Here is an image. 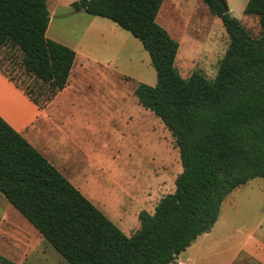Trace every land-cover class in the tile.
Instances as JSON below:
<instances>
[{
	"label": "trees",
	"instance_id": "obj_1",
	"mask_svg": "<svg viewBox=\"0 0 264 264\" xmlns=\"http://www.w3.org/2000/svg\"><path fill=\"white\" fill-rule=\"evenodd\" d=\"M164 1L72 4L142 43L157 84L140 83L135 95L179 149L182 172L175 191L153 213H139L134 234L127 236L0 116V194L70 264H173L212 230L233 191L264 180V0H248L244 9L258 18V36L215 0H202L229 37L214 81L179 73L180 44L157 22ZM50 22L48 0H0V52L21 54L35 83L24 92L41 108L66 87L76 58L72 48L47 37ZM0 264L17 263L0 254Z\"/></svg>",
	"mask_w": 264,
	"mask_h": 264
},
{
	"label": "rangeland",
	"instance_id": "obj_2",
	"mask_svg": "<svg viewBox=\"0 0 264 264\" xmlns=\"http://www.w3.org/2000/svg\"><path fill=\"white\" fill-rule=\"evenodd\" d=\"M226 3L232 16L253 36L260 34L258 18L244 14L248 0ZM160 13L158 23L180 44L176 67L181 76L187 79L198 73L214 81L229 47L221 19L202 0H165ZM50 14L48 38H58L64 45L93 56L87 71L80 76L77 87H82L83 93L77 91V99L87 103L99 101L96 104L105 107L106 118L110 114L114 131L121 132L115 137L110 123L104 134L95 132L94 171L90 165V173L87 171L84 178L89 186L80 190L131 236L140 228L139 213H153L160 200L175 191L176 178L182 172L179 149L171 133L158 117L135 103L134 91L140 83L156 86V71L142 43L110 20L100 19L105 26L100 34H94L96 30L85 33L92 19L88 14L70 8L50 10ZM0 64L23 90L34 86V79L26 75L21 65L19 52L1 51ZM125 94L133 98L125 97L124 101ZM79 128V134L85 133ZM122 133L135 134L139 141L129 148ZM79 154L83 161L82 152ZM77 169L78 165H73L72 173ZM221 214L229 220L237 218L250 223L264 219V180L254 179L233 191L222 204ZM0 254L17 264H70L2 194Z\"/></svg>",
	"mask_w": 264,
	"mask_h": 264
},
{
	"label": "crops",
	"instance_id": "obj_3",
	"mask_svg": "<svg viewBox=\"0 0 264 264\" xmlns=\"http://www.w3.org/2000/svg\"><path fill=\"white\" fill-rule=\"evenodd\" d=\"M77 1L79 0H48V9L52 12L58 11L60 8L74 9L72 4ZM76 11L87 14L83 9ZM162 11L159 12L160 17ZM91 18L85 33L96 30L93 31L94 34H100L99 30L102 31L105 26L99 21L102 18L95 16H91ZM81 37L83 39L84 35ZM51 40L63 44L58 38ZM68 47L76 52V58L67 85L43 108L39 107L0 69V116L72 184L77 185L79 187H76L77 189L85 191L89 186L84 183L86 172L90 173V165L93 172L95 166V132L104 134L103 131L107 129L108 123L114 127H110L113 128V131L116 128L111 123L112 118L108 117L109 113L106 118L105 107L103 109L99 105L100 103L96 104L99 101L92 100L91 103H87L77 99L75 95L77 91L83 93L82 87H77L80 76L87 71V67L90 66V57L93 56L90 53L81 52L73 46ZM125 97L133 98L131 94L127 96L125 94L124 101ZM112 99L116 98L112 96ZM135 103L140 105L138 99ZM80 126L85 133L79 134L77 130L81 129ZM103 127L104 129H102ZM144 128L146 126L141 130ZM114 134L116 137L121 132L117 129ZM122 135L129 148L139 141L135 134L122 133ZM79 152L83 154V161L79 160ZM81 163H84L83 167H81ZM73 165L79 167L75 173H72ZM173 264H264V219H258L252 223L245 220L238 221L237 218L229 220L220 212V217L212 230L199 236Z\"/></svg>",
	"mask_w": 264,
	"mask_h": 264
},
{
	"label": "water",
	"instance_id": "obj_4",
	"mask_svg": "<svg viewBox=\"0 0 264 264\" xmlns=\"http://www.w3.org/2000/svg\"><path fill=\"white\" fill-rule=\"evenodd\" d=\"M215 1L219 5H221L227 13H231V11L229 10V8H228L227 3L225 2V0H215ZM83 10H85V9H83Z\"/></svg>",
	"mask_w": 264,
	"mask_h": 264
}]
</instances>
